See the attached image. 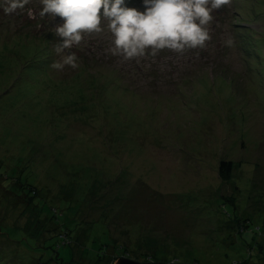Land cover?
Wrapping results in <instances>:
<instances>
[{"label":"rangeland","instance_id":"rangeland-1","mask_svg":"<svg viewBox=\"0 0 264 264\" xmlns=\"http://www.w3.org/2000/svg\"><path fill=\"white\" fill-rule=\"evenodd\" d=\"M40 7L0 11V237L15 240L0 238V264H233L252 237L264 245V0H231L183 54L112 56L105 27L63 70L50 67L59 19ZM6 190L47 216L46 244Z\"/></svg>","mask_w":264,"mask_h":264},{"label":"clouds","instance_id":"clouds-1","mask_svg":"<svg viewBox=\"0 0 264 264\" xmlns=\"http://www.w3.org/2000/svg\"><path fill=\"white\" fill-rule=\"evenodd\" d=\"M31 0H0V11L11 15L24 10ZM143 10L128 5V0H39V16L59 19L50 27L58 42L54 51L61 57L50 67L77 68L78 56L72 51L86 35L111 33L112 56L133 60L155 57L165 49L183 54L203 49L211 39L209 25L213 12L231 0H142ZM30 18L34 15L29 11ZM229 45L231 41L227 42Z\"/></svg>","mask_w":264,"mask_h":264},{"label":"trees","instance_id":"trees-1","mask_svg":"<svg viewBox=\"0 0 264 264\" xmlns=\"http://www.w3.org/2000/svg\"><path fill=\"white\" fill-rule=\"evenodd\" d=\"M232 168H233L232 160H224V159L220 160L218 163V168H217L218 169L217 172H218L220 179L223 181L229 180L230 176H231ZM33 192H35V191H33ZM6 193H7V198H9L10 204H12V207L16 206V208L17 207L19 208L20 212L18 213V215L24 214L26 216L27 221L25 222V225L28 227L27 228L24 227L23 230L29 232L28 235L34 236L37 241H41L44 244H46L48 236L50 235V233H52V229L51 230L45 229V227L48 223L47 216L42 215L41 210L38 209V207L33 203V201H30V202L24 201L18 195L9 194V192H7V190H6ZM230 197L224 196L222 198L229 199ZM19 198H20V200H19ZM3 216H5V219H6V215H3ZM247 226H248L247 220H242L241 218L236 219V231L238 233H242V231L246 230ZM15 227L19 229V226L14 225V224L11 225L10 229L13 230ZM75 230L80 231L78 229H75ZM54 231H55V229H54ZM56 231H59L58 228ZM246 232H248V230ZM64 235H65V237H68V232L63 234V236ZM76 237H77V239H76L77 242L80 243L81 238H79L78 235ZM0 238L4 241L6 240L7 245L9 243H14V241H15V240H11L7 234L4 235L3 237H0ZM66 242H67V240H64V243H66ZM4 244H5V242H4ZM262 245H263V239L262 238H256L255 239L252 237L251 240L244 245L245 250L247 251L246 258L241 260V261H235V262H233V264H248L250 262L251 258H253V255H252L253 253H255V255H256V257H255L256 262L255 263L264 264V260H263L264 256H262V254L264 253V245H263V247H262ZM120 251H121V253H119V254H121V255L126 254V248L125 247H124V249H122ZM100 255L101 254H99V255L97 254L96 258H94V257H92V258L82 257L80 255L81 257H77V259H74V262L77 264H82V261H84V259H86V260L91 261L93 264H98L100 262H103V258L106 260L105 256L107 254L101 255V256ZM58 258H59V255H58ZM144 260H146V259H144ZM168 262H172V261L169 260ZM47 264H52V263H51V261H48Z\"/></svg>","mask_w":264,"mask_h":264},{"label":"water","instance_id":"water-1","mask_svg":"<svg viewBox=\"0 0 264 264\" xmlns=\"http://www.w3.org/2000/svg\"><path fill=\"white\" fill-rule=\"evenodd\" d=\"M114 264H186V263H164V262H141L127 257H119Z\"/></svg>","mask_w":264,"mask_h":264}]
</instances>
